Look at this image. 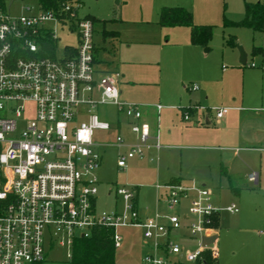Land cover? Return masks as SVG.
Instances as JSON below:
<instances>
[{"label": "built area", "instance_id": "built-area-1", "mask_svg": "<svg viewBox=\"0 0 264 264\" xmlns=\"http://www.w3.org/2000/svg\"><path fill=\"white\" fill-rule=\"evenodd\" d=\"M14 1L0 0V264H39L52 245L66 247L71 257L74 240L94 226L113 228L115 246L123 239L118 228H141L152 247L144 255L145 264H186L172 258L182 248L171 231L185 220L190 236L212 237L214 217L220 210L237 212V205L215 206L205 186L158 183L157 191L166 192V213L142 217L136 187L115 186L121 208L97 214L95 172L102 159L97 147L121 148L117 167L125 169L129 160L144 159L151 148L150 125L140 104L119 99V74L96 69L94 21L78 15L83 0H64L49 10L39 4L34 12L27 7V14H13ZM48 22L75 24L78 46L66 47L59 57L57 37ZM46 44L54 47L53 55H43ZM107 103L129 121L134 142H127L116 126L99 117L97 107ZM193 108L203 107L188 110ZM229 109L214 107L216 120ZM29 111L31 116L25 117ZM189 111H184L185 120ZM248 178L258 183L257 172ZM184 201L188 213H173ZM211 244L201 243L187 254V261L197 263L204 249L216 259L218 251Z\"/></svg>", "mask_w": 264, "mask_h": 264}, {"label": "rangeland", "instance_id": "rangeland-1", "mask_svg": "<svg viewBox=\"0 0 264 264\" xmlns=\"http://www.w3.org/2000/svg\"><path fill=\"white\" fill-rule=\"evenodd\" d=\"M246 2L264 3V0H83L78 15L94 21V42L99 49L96 68L119 72V99L147 104L142 106V112L153 121V129L148 121L151 132L157 127V111L152 104L161 103L164 107L159 122L160 148L148 150L144 159H131L125 169H120L117 167L119 148L114 145L99 148L102 159L95 172L100 180L94 205L97 214L120 208L119 198L113 192L115 186L138 188L141 215L153 214L158 194L156 185L167 178L171 180L182 176L186 181L203 186L191 175L200 172L207 158L200 152L183 147L186 142L183 128L191 118L184 120L179 106L201 96L202 90L196 91L191 87L195 84L202 87V79L209 80V88L218 95L222 74L233 66L230 53L239 56V48L246 53L247 62L254 60L259 63L261 57L252 56V52L255 46L264 45V32L234 24L244 18ZM27 7H32L30 12H34L39 7V0H15L10 5V11L27 14ZM172 7L189 11L194 26L209 28V40L194 43L191 26L160 23L163 9ZM46 25L54 29L59 57L66 47L78 46L79 35L75 24L48 22ZM112 32H116L117 36H112ZM223 66L227 70H223ZM115 111L116 107L111 103L99 105L96 109L102 120L110 122L116 118ZM30 116V111L25 114V117ZM120 119L124 123V115L121 114ZM125 131L123 135L128 142L132 137ZM98 134L104 136L103 132ZM248 160L238 177V193L232 192L224 178L218 185L206 187L216 206L223 207L234 202L238 207L234 213L225 210L218 213V237L210 245L218 250L217 264H264V157L253 152ZM261 165L260 181L251 182L249 173L259 172ZM173 213L187 214L188 206ZM190 218L192 221V216ZM181 221V227L170 234L182 251L172 258L196 264L187 261V254L195 252L202 240L199 235L190 236L185 220ZM118 232L123 239L119 246H115L116 263L145 264L144 255L152 247L143 236L142 229L120 227ZM68 252L66 247L52 245L47 249L45 260L39 264H70Z\"/></svg>", "mask_w": 264, "mask_h": 264}, {"label": "crops", "instance_id": "crops-1", "mask_svg": "<svg viewBox=\"0 0 264 264\" xmlns=\"http://www.w3.org/2000/svg\"><path fill=\"white\" fill-rule=\"evenodd\" d=\"M111 35L117 36L116 32H112ZM103 40H105L104 37ZM256 47L260 49L257 52L253 49L252 56L259 55L261 57L259 63H256L254 60L247 62L246 55V62L245 64H242L240 63V54L238 56L235 53H230L233 66L229 71H225L222 74L220 78L222 87L218 95L209 88L210 81L207 79H202V87L198 85L199 88L196 90H202L201 96L195 101L189 100V102H183L181 106H179L183 118L184 111H189L188 108L196 105L203 107L193 108L189 111L191 120L189 121V118L188 124H186L183 128L184 140H186V142L182 145L187 149L200 152L203 156H205V158H207V160H205L206 162L201 165V168L199 169L200 172L191 175L192 179H195L197 183H202V185L205 187L211 188L216 186L218 183H221L220 179L224 178L228 182V187L231 188L232 192L235 194L238 193V177L241 174V169L245 168L249 163V154L254 152L259 154L261 158L264 157V70H253L245 67L250 66L249 64L254 62L256 63L255 67L264 68V45L262 44L261 46H255V48ZM98 50L99 49L96 46V63L99 62L97 57ZM97 70L100 73L119 74L118 71ZM223 70H227V68L223 66ZM238 81H240L239 86ZM152 105L157 111V127L155 128V131L152 130L151 132V136L148 140L151 148L148 150H152L154 148L158 150L160 145L158 148H156L155 145L157 142L159 143L160 113L164 107L161 103ZM158 105H161L162 107L159 109L157 107ZM142 106H147V104H141V107ZM214 107H229L230 109L224 117L217 121L215 117V111L213 110ZM120 116L121 114L116 112V118L111 123L117 127L122 135L124 130H126L125 132L129 134L130 137H132V139L128 142H134L135 136L131 133L129 121L124 116V123H122ZM143 119L146 122L149 121L152 123L153 129V121L151 118H149V116H147V114L143 113ZM157 134L159 136L158 140L156 138ZM123 136L125 137V135ZM106 137V135L103 136L104 139ZM152 141L154 142L152 143ZM102 146L108 145L101 144L97 147V150L99 151V148ZM169 147L171 146L169 145ZM120 151L121 148L118 149L117 159ZM262 170L263 165L260 166V171H257L259 177L258 182L260 181ZM208 172H210V176H208ZM178 182L186 185L193 184L190 181H186V178H183L182 176L171 180L167 178L164 182L159 183L168 184ZM136 189L138 206V188L136 187ZM165 193V190L158 192L156 197V207L153 214L156 211L161 213L167 212L164 202ZM212 202L213 204L216 203L214 202L213 197ZM118 203L119 207L121 208L120 198ZM185 206H187L186 201L183 202L179 209ZM120 208H115L114 210H119ZM153 214H143L141 216L147 217ZM163 220L166 221V219ZM217 225L218 226L216 229L220 227L219 216ZM217 237L218 236L216 233V238Z\"/></svg>", "mask_w": 264, "mask_h": 264}, {"label": "trees", "instance_id": "trees-1", "mask_svg": "<svg viewBox=\"0 0 264 264\" xmlns=\"http://www.w3.org/2000/svg\"><path fill=\"white\" fill-rule=\"evenodd\" d=\"M64 0H39L44 10L57 9ZM160 23L167 25L191 26V39L194 43H206L210 38V29L194 26L192 15L181 7L164 8L161 13ZM238 26L250 27L255 32L264 31V3H245L244 18L234 22ZM54 47L46 44L43 55H53ZM260 48H254L258 51ZM214 227L218 225V216L214 217ZM70 264H117L113 228L94 226L86 236L77 237L72 245ZM196 264H217L211 256L210 249H204L201 259Z\"/></svg>", "mask_w": 264, "mask_h": 264}, {"label": "water", "instance_id": "water-1", "mask_svg": "<svg viewBox=\"0 0 264 264\" xmlns=\"http://www.w3.org/2000/svg\"><path fill=\"white\" fill-rule=\"evenodd\" d=\"M239 50H240V63L245 64L246 53L244 52V50L242 48H239ZM215 240H216V235H214L212 237H203L202 238V244L206 246V245L213 243Z\"/></svg>", "mask_w": 264, "mask_h": 264}]
</instances>
